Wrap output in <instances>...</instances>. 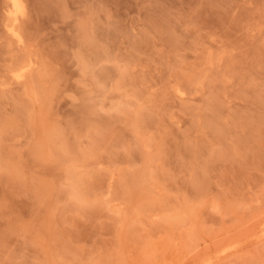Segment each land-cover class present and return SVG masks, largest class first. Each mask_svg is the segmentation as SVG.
I'll list each match as a JSON object with an SVG mask.
<instances>
[{
  "label": "rangeland",
  "instance_id": "rangeland-1",
  "mask_svg": "<svg viewBox=\"0 0 264 264\" xmlns=\"http://www.w3.org/2000/svg\"><path fill=\"white\" fill-rule=\"evenodd\" d=\"M5 2L0 264H264V0Z\"/></svg>",
  "mask_w": 264,
  "mask_h": 264
},
{
  "label": "bare ground",
  "instance_id": "bare-ground-1",
  "mask_svg": "<svg viewBox=\"0 0 264 264\" xmlns=\"http://www.w3.org/2000/svg\"><path fill=\"white\" fill-rule=\"evenodd\" d=\"M6 2V5H5V13H3V14H5V16H3L4 17V21H3V26L5 27V32H7V34H9L8 36H11L12 38H14L15 40H17V41H20L21 39H20V34H19V25H18V19H19V17H20V15H22L23 14V12H24V4H23V0H5ZM32 62H31V60H29V61H27V62H23V64H21L19 67H17V68H15V70H13L12 72H13V78H15L16 80H20V79H22V77H24V75H25V71L27 70V69H29L30 68V66L32 65L31 64ZM177 90L179 91L178 93H182V91L181 90H179L178 88H177ZM39 147H40V145H39ZM36 150H39V149H37L36 148ZM61 152V151H60ZM59 156H60V154H59ZM61 157V156H60ZM69 171V170H68ZM70 171H71V169H70ZM70 171L68 172V175L70 174H74L75 175V173H70ZM141 174V173H140ZM69 175V177L70 178H73V180H74V177H76V176H70ZM80 175V174H79ZM81 176V175H80ZM79 176V177H80ZM78 177V178H79ZM133 177H135L134 175H133ZM133 177H131V178H133ZM139 177V176H138ZM138 177H137V179H138ZM80 178H82L83 180H81V179H76L75 178V180L74 181H72L71 180V182H70V184L72 185V186H70V187H72L71 189H74L75 190V192H76V190L78 189V187L80 186V189L81 188H83V187H81L82 185H79V180H80V184L82 183V181H85V179H84V177H80ZM139 181V183H137V186H136V182H134V179L131 181V183H128V186H129V184L131 185V186H134V188L135 187H138L139 185L138 184H140V180H138ZM69 184V185H70ZM83 184V183H82ZM79 185V186H78ZM127 186V187H128ZM69 187V188H70ZM200 187H201V185H200ZM132 189V188H131ZM136 189V188H135ZM74 190H72V191H74ZM79 190V189H78ZM132 190H134V189H132ZM71 191V192H72ZM82 190H80V192H81ZM74 192V193H75ZM79 192V193H80ZM78 192H77V194H79ZM83 193H84V190L82 191V193H80L79 195H80V199H81V196L83 195ZM69 194H71V196H72V193H69ZM76 194V196H75V198H77V197H79V195H77ZM74 198V197H73ZM185 202H187V201H185ZM185 202H184V205H185ZM183 204V203H182ZM189 204V203H188ZM191 205V204H190ZM187 207V206H186ZM189 207V206H188ZM183 208V206H180V209H182ZM190 208V207H189ZM184 211H187L186 209H188V208H185L184 207ZM191 209V208H190ZM119 210V209H118ZM177 210H179V208L177 209ZM192 210V209H191ZM189 211V210H188ZM178 213H180V211H177ZM177 212H175V213H177ZM175 213H174V216H173V218L171 219V221H172V223H173V220L175 219V217H177V215H175ZM167 217H168V215H167ZM170 217V216H169ZM264 217V216H263ZM262 219V218H261ZM264 219V218H263ZM262 219V220H263ZM165 220H169V218L167 219L166 217H165ZM261 220V221H262ZM169 222V221H168ZM262 225L260 226V224H258L259 226H260V228H259V230H261V233H260V235H262L263 234V236H264V222L263 223H261ZM260 232V231H259ZM257 234H259V233H257ZM261 238V237H260ZM256 240H259V237H257V239ZM231 244V243H230ZM234 244V243H233ZM237 245V244H236ZM227 246V245H226ZM225 248H227L228 249V247H224L223 249H222V251L225 249ZM230 248H232V247H230ZM221 250H219V252H220ZM226 251V250H225ZM203 262H205V263H208L209 262V260H203Z\"/></svg>",
  "mask_w": 264,
  "mask_h": 264
}]
</instances>
